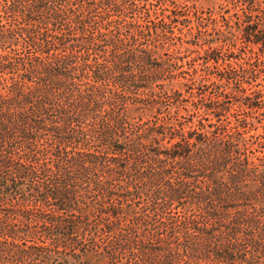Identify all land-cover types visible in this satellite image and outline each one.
<instances>
[{
    "label": "trees",
    "instance_id": "obj_1",
    "mask_svg": "<svg viewBox=\"0 0 264 264\" xmlns=\"http://www.w3.org/2000/svg\"><path fill=\"white\" fill-rule=\"evenodd\" d=\"M53 1L0 0V264H264V0Z\"/></svg>",
    "mask_w": 264,
    "mask_h": 264
},
{
    "label": "rangeland",
    "instance_id": "obj_2",
    "mask_svg": "<svg viewBox=\"0 0 264 264\" xmlns=\"http://www.w3.org/2000/svg\"><path fill=\"white\" fill-rule=\"evenodd\" d=\"M61 0H54L53 2L58 3ZM73 4L72 5H76L77 4V0H72ZM131 1L130 3H127L126 7H124L123 9H121V11L118 13V16H121L122 14L127 16V17H135V18H142L143 16H146V13L144 12L145 10H148L149 14L151 16L155 14H157L158 16H161L162 14L165 13H169V9H172L174 11H177L179 13L178 17L179 18H192V13L195 12L196 14L199 15H206L207 10L211 9L213 11H215L218 8V3L222 2L223 5V14L227 15L228 13H231L233 11V5L232 2H227L226 4L225 1L223 0H128ZM262 1V0H254L255 2V6L254 7H259L258 3ZM138 3V5H140V7H135L133 5V3ZM143 6V7H142ZM259 9V8H258ZM104 8L103 7H97L92 9L90 12L93 13V16L95 17L98 13H100L101 11H103ZM258 14H260L259 12H257ZM96 14V15H94ZM118 18V17H117ZM7 19L11 20L10 16L7 15H2L0 16V21H6ZM205 23L208 22L207 18L203 19ZM110 26H115L118 25L120 26V23L116 22V21H111L109 23ZM180 26V24H178ZM70 27V26H69ZM184 29V27H183ZM19 48L21 49H25L28 46L24 45V44H20L18 45ZM205 44H202V47H204ZM191 49H197L199 51H201V48L198 46H191L190 50L184 51L179 53L180 58L177 60V70L180 69H186L187 65H188V59H190L191 57H194L193 62L195 65H198V63H200V61L202 60L200 57H196V51L195 50H191ZM200 53V52H199ZM160 56L162 58L166 57L165 53H160ZM184 75H186V73H182ZM254 84V86H252L253 88H262V84L264 86V78H263V73L262 71H259L258 73V77L255 81L252 82ZM192 90H195V88H193ZM257 126V130H261V123L257 122L256 123Z\"/></svg>",
    "mask_w": 264,
    "mask_h": 264
}]
</instances>
